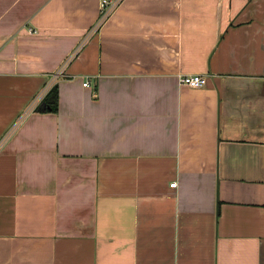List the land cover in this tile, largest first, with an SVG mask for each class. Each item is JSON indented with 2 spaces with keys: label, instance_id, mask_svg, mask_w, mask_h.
<instances>
[{
  "label": "crops",
  "instance_id": "1",
  "mask_svg": "<svg viewBox=\"0 0 264 264\" xmlns=\"http://www.w3.org/2000/svg\"><path fill=\"white\" fill-rule=\"evenodd\" d=\"M99 2L0 0V264H264V0Z\"/></svg>",
  "mask_w": 264,
  "mask_h": 264
},
{
  "label": "built area",
  "instance_id": "2",
  "mask_svg": "<svg viewBox=\"0 0 264 264\" xmlns=\"http://www.w3.org/2000/svg\"><path fill=\"white\" fill-rule=\"evenodd\" d=\"M119 1L120 0H100V2H99V16H98V19H97L95 25L93 27H91L85 33L86 35L84 36V38L82 39V41L78 45L77 49L81 48L82 45L85 43V41H87L89 39V37L92 36L96 32V30L106 21V19L110 16L111 12L114 10V8L119 3ZM76 51L73 52V54L70 55L66 59L64 64L62 66H60L58 68V70H56V72L53 74V81L54 82L59 77L62 76V73L64 72V69H65V66L73 58V56L75 55ZM179 81H180V85H185V86H187L189 88H200V87H203L205 85V81H204V79L202 78V76L200 74L185 75V76H182ZM51 84H53V83L51 82ZM88 84H89V82L87 80H85L82 83V85L84 87L88 86ZM50 87H51V85L47 86L45 91L43 90V92L40 95H38V96L33 98V101L31 103V105L28 107V110H26L20 116V119L23 116H25L27 113L32 112V110L37 105V103L39 101H41L43 99V97L46 95V93L49 91ZM11 131H13V128L9 132H11ZM9 132L7 133V135L9 134ZM175 185H176V182H173V183L170 184V187H175Z\"/></svg>",
  "mask_w": 264,
  "mask_h": 264
},
{
  "label": "trees",
  "instance_id": "3",
  "mask_svg": "<svg viewBox=\"0 0 264 264\" xmlns=\"http://www.w3.org/2000/svg\"><path fill=\"white\" fill-rule=\"evenodd\" d=\"M58 110V87L54 85L44 96L36 112H56Z\"/></svg>",
  "mask_w": 264,
  "mask_h": 264
},
{
  "label": "rangeland",
  "instance_id": "4",
  "mask_svg": "<svg viewBox=\"0 0 264 264\" xmlns=\"http://www.w3.org/2000/svg\"><path fill=\"white\" fill-rule=\"evenodd\" d=\"M64 72H65V69H64ZM63 74H64V73H63ZM54 85H55V83H53V85L51 86V88H52ZM51 88H50V89H51ZM48 92H49V91H48ZM48 92H47V93H48ZM47 93H46V94H47ZM43 98H44V97H43ZM41 101H42V100H41ZM40 103H41V102H40ZM40 103H39V104H40ZM35 109H36V106L34 107L33 110H35ZM33 110H32V111H33Z\"/></svg>",
  "mask_w": 264,
  "mask_h": 264
}]
</instances>
